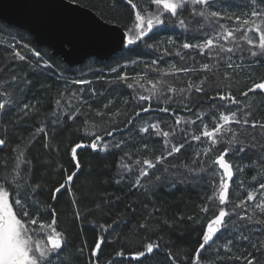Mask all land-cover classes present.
Masks as SVG:
<instances>
[{
  "label": "snow or ice",
  "instance_id": "1",
  "mask_svg": "<svg viewBox=\"0 0 264 264\" xmlns=\"http://www.w3.org/2000/svg\"><path fill=\"white\" fill-rule=\"evenodd\" d=\"M78 2L79 0H69L70 4ZM119 2L120 0H112V6L115 7ZM124 2L131 4L133 9L138 8L132 0H124ZM150 4L155 6L154 11L144 7L135 12L133 26L127 28L119 38L121 47L137 55H139L140 43L145 47L159 50L160 26L178 27L185 33L192 31L195 27L196 31L206 38L203 41H186L182 43V49H196L199 55L207 54L209 61H215V63H203L198 70L194 67L176 68L172 65L171 72H160L161 77L177 72L186 75L194 71L205 73L198 84L189 80L186 87L180 88L173 87L170 82L162 78L146 80V83L151 84L150 88H146L145 84L141 83L145 77L139 74L135 77H130L127 73L118 75L117 81L124 82L129 89H133V100L139 107L134 115L125 116L122 122L112 120L116 127L102 129L103 134L96 131L90 132L89 120L85 119L80 129L83 136L71 147V162L74 170L69 171L59 164L55 171L59 173L62 170L61 180L51 187H46L45 184L34 179L35 165L28 155L29 146L23 144V137H21L20 142L11 148V157H0L4 161L0 166V264H78V257L70 252L71 245L67 232L59 226L61 214L58 213L56 204L60 196L69 194L73 205H77L72 185L80 171L78 150L86 148L94 152L97 150L108 152L113 149L123 153L122 162L118 164V168L122 171L118 173L119 178L115 180V183L117 185L122 182L127 183L129 191H142L144 195L149 193L150 186L162 183L164 179L155 172L150 174L152 169H156L157 172L163 171L165 174L175 169L176 174L181 175L184 180L195 176L199 181L203 179L202 174L211 178L210 184L214 190L213 194L207 197L208 203L200 208V211L205 214L201 217L204 222L203 231L194 252L173 253L172 246L165 242L163 235H158L155 239L145 238L143 250L135 252L131 257L132 260L143 264V259L167 249L166 259L170 261V264H237V262L264 264V218L257 217V213L260 217H264V143L258 141L255 132H249V128H259L260 135H264V121L250 120L249 117L253 115L251 108L230 88L228 91H217L207 97L208 100L213 101L207 106L208 112L194 110L192 106V93L203 94L205 82L216 77L221 67L226 68L223 80L228 81L229 85L234 82L237 75H246V79L251 80V86L246 91L241 90L240 96L248 98L250 93L264 94V77L259 80L254 78L256 66L264 65V0H243V7L239 12L224 10L220 6V0H150ZM186 13L187 16H185ZM103 15L101 13V16ZM221 21L233 23L226 25ZM111 23L116 25L118 21L113 20ZM154 27L157 28L156 33H153ZM149 33L153 35L149 36ZM145 37H148V40H145ZM108 38L103 32L97 36L101 42ZM166 43L172 45L176 42L172 37H168ZM7 47L10 49L9 55L12 58L28 61L33 69L55 67L39 51L31 49L28 43H23L22 48L37 57L34 63L29 61L21 50H18L16 43H10ZM224 53L229 55L225 57ZM164 54H171L167 47L164 48ZM175 54L180 56L181 60L185 59L181 52L177 51ZM248 57L252 59L249 61ZM237 60L240 62L237 63ZM134 63L138 62L134 61ZM157 63L158 60H152L145 67L156 71L154 66ZM6 67L7 65L0 67V80L5 81L0 86V151L7 148L10 142L6 135V125L8 123L15 125L37 111V102L28 101L24 97V91L30 87L31 81L14 71L10 78L6 79L4 76ZM111 71L116 72L117 69L113 67ZM130 79L134 83H128ZM71 83L83 85L91 84L92 81L72 80ZM21 84L24 87H20ZM44 86L42 84L41 88ZM136 86L140 91H137ZM17 90L20 93L19 97ZM80 91L79 96L76 93L72 94L73 98L78 100V103L72 106V113H64L67 119L73 122L82 106L87 105L91 110V104L82 95L83 90ZM90 91L93 97L96 96L95 88ZM59 95L60 98L56 99L55 107L62 111L61 100L64 98V93L61 92ZM217 100L221 103H215ZM128 102L127 99L123 101L124 104ZM112 103L113 101L109 100L104 104V108H109ZM143 113L149 114L147 120H144ZM153 113H168L169 116L175 117L174 122L168 124L167 130H164L161 125L168 122L154 117ZM180 113H190V115ZM120 114V109H116L111 116ZM52 115L56 116V119L52 121L53 125H58L61 122L59 114L54 111ZM96 115L103 116L104 112L97 111ZM209 115L211 127L205 122V117ZM138 120L139 124H137ZM197 121H199L197 129L192 130L191 125H196ZM201 127L202 130H200ZM116 132H121V139H115ZM125 132L128 133L126 138ZM150 132L164 138L163 150L159 155H155L154 159L145 158L142 161L136 159L134 164L138 167L135 168L137 174L133 180L131 178L133 164L123 163L125 158L131 160V156L125 149L136 147L137 138L139 137L142 142L143 134ZM41 133L44 135L43 147L49 153L57 152L58 147L52 144L53 138L49 136L44 124L35 130L34 136ZM105 137L113 139L107 140ZM202 137L206 138L208 146L194 152L195 159L191 161V164L196 167H190L183 161L179 165L171 163L170 157L182 154L181 150L191 146V141L203 143ZM221 145L223 147H218ZM140 146L143 149L149 147L147 143H141ZM257 147H260L261 154L254 153L255 159H246L244 154L249 149ZM201 151L204 158L215 153L214 158H201ZM9 160H11L10 168ZM181 167L188 175L179 172ZM247 169H253L256 173L251 176V182H248L245 175ZM216 177H219L218 186ZM230 187L232 188L231 197ZM45 192L47 199L43 198ZM115 199L118 200L119 197ZM107 203L108 201H105V204H97L96 207L102 209ZM147 207L148 205H145L146 209ZM156 211L160 210L156 208ZM84 215L86 214L78 209L74 213L78 221ZM152 216L153 214L149 212L148 219L150 220ZM241 221H247L259 227L252 229L253 234L249 235L244 231L247 225L240 223ZM197 223L200 221L198 220ZM165 225H169L166 219L158 220L153 229L154 232H162ZM140 227L147 229L148 224L143 223ZM100 228L104 234L97 236L94 247L89 250V264H99L98 254L102 251L101 246L106 242L112 225L102 224ZM87 248L85 240L83 246L77 249L81 257L84 256ZM125 255L123 249L117 251L110 264H123L122 258Z\"/></svg>",
  "mask_w": 264,
  "mask_h": 264
},
{
  "label": "trees",
  "instance_id": "2",
  "mask_svg": "<svg viewBox=\"0 0 264 264\" xmlns=\"http://www.w3.org/2000/svg\"><path fill=\"white\" fill-rule=\"evenodd\" d=\"M132 3L138 5L137 9H133L131 4L120 0V2L113 7L112 0H79L78 4L91 9L100 18L111 23L116 20V25L120 26L124 31L132 27L135 19V12L144 7L153 10L154 6L150 4V0H132ZM220 6L224 10H232L239 12L243 7V0H220ZM101 13L104 15L101 16ZM187 16V13L185 14ZM199 19V18H198ZM226 25H230L231 21H221ZM157 32L154 27L153 33ZM153 33H149L152 36ZM161 43L157 48H148L144 44H139V55L128 52L127 48L121 52H117L107 61H97L94 58L86 59L81 65L68 67L59 57H53L47 47H38L33 41L32 36L20 29L11 27L0 21V67L7 65L4 76L6 79L10 78L11 73L17 72L20 76L25 77L31 81L30 87L24 91V97L28 101L37 102V111L30 114L29 117L20 121L17 124L8 123L6 135L9 139V145L3 151H0V157H11V148L20 138L23 137V144L29 146L28 155L35 165L34 179L45 184L46 187H51L57 181L61 180L62 170L57 173L55 169L59 164H62L69 171L74 170V165L71 162V147L74 143L79 142L83 136L80 131L85 119L89 120V131H96L103 134L102 129L115 128L116 125L112 120L123 121L125 116L131 117L139 107L133 100V92L127 87L124 82L117 81V76L127 73L130 77L137 74L148 73L149 69L145 65L152 60H158L156 70L175 65L179 67H194L199 69L203 63H212L208 56L199 55L198 50L189 49L183 50L180 48L184 42L203 41L202 34L196 31L193 27L192 31L185 33L178 27H163L160 26L158 33ZM172 37L175 44L168 45L166 40ZM148 40V37H145ZM10 43H16L18 50L28 57V60L35 62L37 57L30 51L22 48L23 43H28L31 49L39 51L46 60H49L55 65L50 69H33L29 66L28 61H19L12 58L9 53L10 49L7 47ZM139 43V42H138ZM134 47V46H133ZM168 49L169 55L164 54V48ZM179 51L184 60L175 53ZM229 54H224L226 57ZM252 58L248 57L250 61ZM134 61L138 63H134ZM215 62V61H214ZM237 63L240 61L237 60ZM115 67L116 72L111 69ZM225 67H221L216 77L204 84V93H192V106L194 110H201L208 112V105L213 103L207 99L209 95L217 91L230 90L237 95L239 99L244 101L246 105L251 108L253 115L249 119H256L264 121V94L259 92L250 93L248 98L240 96V91H246L251 86V80L246 79V75H237L234 82L229 85L228 81L223 80V73ZM205 76L203 71L190 72L187 75L182 72H177L176 75L166 76V80L174 85L176 88L186 87L187 80L190 79L193 83H199ZM103 77V79H98ZM264 77V65H258L255 68L254 78L259 80ZM72 80H90L91 84H72ZM5 83L0 80V86ZM128 83H134L129 80ZM45 85L41 88V85ZM15 87V86H14ZM20 87H24L23 84ZM95 88L96 96H92L90 89ZM82 95L91 104V110L84 105L80 109V113L76 115L75 122L68 120L64 113H72V106L78 103V100L73 98L72 94L77 96ZM11 90V89H10ZM64 93V98L61 100L62 111L56 109L55 101L60 98V93ZM20 93L17 90V96ZM127 99L128 104L123 101ZM109 100L113 103L109 108L105 109L104 104ZM215 103H221L215 101ZM155 106V102L153 101ZM163 106V105H161ZM175 106V105H173ZM116 109H120L119 116H111ZM56 111L61 122L58 125H53L52 121L56 119L52 113ZM97 111H103V116H97ZM181 115H190V113H180ZM154 117L166 120L169 124L174 122V118L166 113H153ZM218 115V113H217ZM144 120L149 118V114H142ZM205 122L212 126L210 115L205 117ZM140 121H137L139 124ZM44 124L50 137H52V144L58 147L57 152L49 153L44 147L43 133L35 135V130ZM199 125H191L192 130H196ZM236 127V126H233ZM202 130V127L201 129ZM249 132H255L258 141L264 143V135H260L261 130L249 128ZM128 133H124L126 138ZM107 140H112V137H105ZM115 139H121V132L115 133ZM201 142L191 141V146L182 149V154H177L175 157H170L172 164H189L190 167H196L191 164L195 159L194 152L201 150L208 146L206 138L202 137ZM141 143H147L148 149H143ZM223 147V145L218 146ZM163 150V140L154 132L143 134L142 142L137 138L136 147H128L125 151L131 156V160L125 158L123 163H132L134 166L131 178L134 180L135 168L134 162L136 159L141 161L145 158L154 159L155 155H159ZM80 171L77 174L78 178H74L72 190L76 195L77 205H73L72 197L69 194L60 196L59 202L56 204V209L60 213L59 226L66 230L67 238L71 245L70 252L78 257V264H89L88 255L89 250L94 247L98 235H103L100 225H112L109 229V235L106 242L102 244V251L98 254L99 264H110L111 260L115 258V253L123 249L125 257L122 258L123 264H140L139 261L132 260V255L140 250H143V244L146 242L145 238L155 239L158 235H163L165 242L171 245L173 253L194 252L198 246L199 236L203 231V221L201 217L205 216L200 211V208L208 203L207 197L213 194V187L210 184V177L206 174L203 179L197 181L195 176L191 179L184 180L181 175L176 174L173 169L170 173L165 174L163 171L157 172L156 169L150 170L151 173H156L164 177L162 183H156L150 186V191L144 195L142 191H129L128 184L122 182L117 185L115 180L119 178L118 173L122 169L118 168L120 164L121 153L119 150L110 149L108 152L92 151L90 148L78 150ZM255 154H261L260 147L249 149L244 155L246 159H255ZM215 153L210 154L208 158H214ZM201 158L203 157L201 151ZM4 161L0 159V166ZM11 167V160H9V168ZM158 168L160 166H157ZM180 173L188 175L186 170L181 167ZM256 174L255 170L247 169L246 177L248 182H251V176ZM147 179V178H146ZM183 180V182H181ZM218 185V178L216 177ZM235 180V177H234ZM232 188L230 187V197ZM119 197V199H115ZM44 199H47V193H44ZM108 203L102 208L98 209L97 204ZM218 204V201L216 202ZM145 205H148L147 209ZM155 205V207H153ZM131 206V207H130ZM156 208L160 211L157 212ZM86 214L81 220H76L74 213L76 210ZM153 214L152 218L148 219V213ZM193 217V219H189ZM258 218L260 217L257 213ZM167 220L169 225H165L162 232H154V227L158 220ZM200 223H197V221ZM147 223L148 228L143 229L141 224ZM246 224L244 229L246 234L252 235V229L259 227L258 225L241 221ZM114 229V231L112 230ZM87 241L88 248L85 250L83 257L77 251L83 246V241ZM167 249L164 252L154 254L152 257L143 259V264H170L166 259ZM239 264V262H237Z\"/></svg>",
  "mask_w": 264,
  "mask_h": 264
},
{
  "label": "water",
  "instance_id": "3",
  "mask_svg": "<svg viewBox=\"0 0 264 264\" xmlns=\"http://www.w3.org/2000/svg\"><path fill=\"white\" fill-rule=\"evenodd\" d=\"M0 21L29 33L36 46L47 47L68 67L88 58L107 61L126 49L119 44L125 32L120 26L69 0H0ZM101 32L109 37L102 42Z\"/></svg>",
  "mask_w": 264,
  "mask_h": 264
},
{
  "label": "rangeland",
  "instance_id": "4",
  "mask_svg": "<svg viewBox=\"0 0 264 264\" xmlns=\"http://www.w3.org/2000/svg\"><path fill=\"white\" fill-rule=\"evenodd\" d=\"M154 6V5H153ZM155 10V6H154V8H153V11ZM202 37H204L203 38V40L206 38L203 34H202ZM221 43H224L223 41H221ZM180 48L182 49V47L180 46ZM183 50H185V49H183ZM187 50H189V49H187ZM194 50H196V49H194ZM225 55L227 54V53H224ZM223 54V55H224ZM207 55V54H206ZM212 63H215L214 61H211ZM156 67H157V65H155ZM154 66V67H155ZM171 70H172V66L170 67V66H168V67H165V68H159V70L157 69L156 71H153L152 69H149V72L148 73H144V74H139L140 76H142V77H145V79L144 80H141V83H144L145 84V87L146 88H150L151 87V84H148V83H146V80H148V79H152V80H155V79H164L165 81H167L166 80V76H169V75H166V76H163V77H161L160 76V72L161 71H167V72H171ZM170 75H176V73H174V74H170ZM137 76V75H136ZM135 77V76H134ZM189 80L190 79H188L187 80V82H186V84L189 82ZM173 87H175L174 85H172ZM136 88H137V91H140V89L138 88V86H136ZM178 88H180V86H178ZM132 90V92H133V89H131ZM145 94H147V93H145ZM166 114H168V113H166ZM169 115V114H168ZM173 117V116H172ZM174 119H175V117H173ZM168 124H169V122L167 123V124H162L161 125V127L164 129V130H167V128H168ZM183 126V125H182ZM161 137V136H160ZM162 138V140H164V138L163 137H161ZM138 167V166H137ZM218 178V181H219V177H217ZM218 186V185H217Z\"/></svg>",
  "mask_w": 264,
  "mask_h": 264
}]
</instances>
